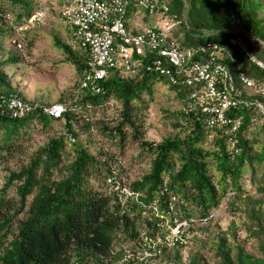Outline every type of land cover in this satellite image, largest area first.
Instances as JSON below:
<instances>
[{"label": "trees", "instance_id": "trees-1", "mask_svg": "<svg viewBox=\"0 0 264 264\" xmlns=\"http://www.w3.org/2000/svg\"><path fill=\"white\" fill-rule=\"evenodd\" d=\"M160 2L165 16L179 21L173 34L183 47L219 42L233 57L227 61L233 70L239 63L264 83L263 71L228 44L243 29L249 48L264 60V0ZM36 6L38 0H0V52L7 22L21 29ZM140 11L132 2L127 15ZM54 42L80 78L87 49L71 35ZM139 58L133 75L108 69L100 92L80 88L78 79L67 98L55 102L66 105L59 118L39 107L21 117L0 115V264H264V123L251 105H240L228 111L239 121L235 131L209 127L200 111L182 108L189 89L148 69L152 55ZM19 61L12 51L0 56V95L24 98L3 70ZM164 81L180 107L161 108L174 133L151 141L145 121ZM252 97L264 103L263 96ZM55 125L59 134L36 146L31 157L20 155L31 147L34 130ZM129 144L148 155L149 166L123 183L114 164ZM18 157L27 161L10 169L7 162ZM223 202L232 217L224 230L217 223L211 230L210 221L187 228L182 243L157 244L158 253L148 246L175 220L214 213ZM249 241L253 252L246 249ZM145 250L155 255L139 260Z\"/></svg>", "mask_w": 264, "mask_h": 264}, {"label": "built area", "instance_id": "built-area-1", "mask_svg": "<svg viewBox=\"0 0 264 264\" xmlns=\"http://www.w3.org/2000/svg\"><path fill=\"white\" fill-rule=\"evenodd\" d=\"M132 2L141 11L128 16V6ZM162 6L160 0H63L60 5L62 22L79 46L88 51V61L81 71L79 87L100 92L99 83L108 69L133 75L140 63L139 56L152 55L153 62L147 66L148 69L153 67L166 75L172 84L189 89L185 97L187 105L182 108L200 111L209 127L230 125L231 131H235L239 121L234 122L228 111L240 105H251L264 123V103L252 97L256 94L264 97V83L250 76L239 63L233 70L227 62L233 57L219 42L207 41L195 48L183 47L173 34L179 21L165 16ZM146 12L150 16L145 19ZM37 19H41L40 11L32 15L29 21ZM249 39V33L239 29L233 32L228 44L264 73V60L249 48ZM35 107L46 115L59 118L66 105H43L28 101L16 93L0 95V115L9 113L10 116L21 117ZM69 140L73 141V138L69 136ZM234 142H231V147ZM213 216L210 212L203 217L175 220L168 239H163L165 236L149 239L148 246L155 250L157 244L171 246L176 241L182 243V233L187 228L206 225ZM154 255V252L145 250L137 257L142 260Z\"/></svg>", "mask_w": 264, "mask_h": 264}, {"label": "rangeland", "instance_id": "rangeland-1", "mask_svg": "<svg viewBox=\"0 0 264 264\" xmlns=\"http://www.w3.org/2000/svg\"><path fill=\"white\" fill-rule=\"evenodd\" d=\"M38 4L40 8L35 7V13L36 11L41 13V19L38 21L27 20L21 29L11 28L12 24L7 22L8 32L0 56L5 58L12 51L19 57L18 63L4 66L3 70L12 85L26 100L38 103H55L67 98L68 89L77 84L79 77L72 65L62 62L63 54L55 46V37H59L62 41L67 40L58 1L38 0ZM7 19L10 21L11 17L8 16ZM29 42H32V46L27 48L26 45ZM168 85L165 81L157 84L159 89L156 90L154 102L150 106L145 121L146 126L149 127L146 137L151 141H158L162 137L174 133L168 120L163 118L161 112L162 107L168 106L171 109L180 107L177 100L173 98L174 94H168ZM59 133L60 126L58 125L45 131L37 128L28 141L31 147H28L26 153L23 152L20 155L31 157L30 152L34 151L36 146L42 145L49 136ZM124 152L121 162L114 164L115 173H118L117 177L123 183H130L148 171L149 157L146 154L140 156L136 144L126 145ZM26 161L24 157L12 158L7 162V166L14 169ZM118 167L122 170L121 173H119ZM2 174L4 173L0 171V176ZM0 182H3L1 177ZM213 214L211 230L214 229L215 223L220 225L221 230H224L232 218L229 211L226 210L225 202ZM169 235V233L166 234L163 239H168ZM252 244L253 242L249 241L246 249L253 252L255 247ZM183 255L186 256V250L183 251Z\"/></svg>", "mask_w": 264, "mask_h": 264}, {"label": "crops", "instance_id": "crops-1", "mask_svg": "<svg viewBox=\"0 0 264 264\" xmlns=\"http://www.w3.org/2000/svg\"><path fill=\"white\" fill-rule=\"evenodd\" d=\"M64 27H65V34H66L67 37H69L70 36V31L65 25H64Z\"/></svg>", "mask_w": 264, "mask_h": 264}]
</instances>
